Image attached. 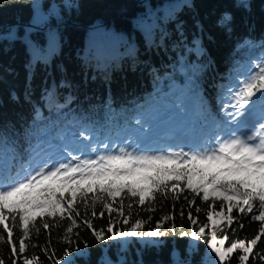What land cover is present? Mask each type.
Segmentation results:
<instances>
[{"label": "trees", "instance_id": "1", "mask_svg": "<svg viewBox=\"0 0 264 264\" xmlns=\"http://www.w3.org/2000/svg\"><path fill=\"white\" fill-rule=\"evenodd\" d=\"M226 15L231 19L221 23ZM262 62L264 0H0V182L14 183L31 154L49 146L121 141L167 118L184 117L205 131L207 123H214L218 130L229 89ZM259 96L250 105L264 118ZM191 101L196 102L194 110L187 106ZM84 129L90 140L80 136ZM154 195L146 206L125 198L123 209L118 197L111 213L96 203L95 217L91 199L87 211L77 202L75 225L67 217H44L46 230L38 217L39 233L30 226L28 237H23L19 220L13 226L9 217L5 223L13 237L9 243L0 226V264H23L24 259L32 264H242V250L218 262L205 240L191 232L209 224L206 211L223 212L235 219L231 228L217 232V242L227 235L223 248L236 240L249 246L260 227L251 214L238 209L229 213L220 201L212 205L199 197L189 205L188 190L174 193L169 188L166 195ZM109 215L112 232L128 231L140 219L145 223L138 232L157 229L160 222L166 236L158 243L139 235L98 240L91 229L112 236ZM164 216L169 219L162 220ZM69 226L71 243L65 240ZM204 235L210 239L208 227ZM21 238L23 254L18 251ZM11 244L16 245L15 255ZM66 249L68 257L63 256ZM252 249L243 264H264V236Z\"/></svg>", "mask_w": 264, "mask_h": 264}, {"label": "snow or ice", "instance_id": "2", "mask_svg": "<svg viewBox=\"0 0 264 264\" xmlns=\"http://www.w3.org/2000/svg\"><path fill=\"white\" fill-rule=\"evenodd\" d=\"M230 19L231 17L226 15L221 23H227ZM254 68L256 71L250 73L246 80L238 81L234 92L229 89L232 92V102L226 105L223 111L226 123L230 122V135L225 139L217 138L213 148L203 151H185L184 148L178 151H137L133 148L129 151L127 148H120L90 158L72 155L66 146L63 149L65 162L45 161L38 169L26 171L15 183L0 182V226L6 230L9 243L13 237L12 228L5 223L9 217L13 226H16V221L19 220L23 237H28L30 226L39 233V228H36L38 217L43 221L42 226L46 230L49 229V224L43 220L44 217H67L71 225H75L76 218L80 216L77 202H82L87 211L91 199L92 215L95 217L96 203H100L109 213L112 210L111 203H116L118 197L119 209L124 208L125 198H137L140 206H146V201L155 200L154 193L161 192L166 195L170 188L174 193L177 189L180 193L190 191L192 199L185 197L189 205H192L197 197L201 202L211 201L212 205L220 201L221 208L226 206L229 213L238 209L240 213L251 214L253 221L260 222L258 234L247 242L249 246H246L244 240H236L230 247L223 248L227 235L217 242V230L223 229L220 222L213 220L211 210L205 212L206 220L214 229L210 233V239L204 235L208 224L200 226L198 233L191 232L193 238L205 240L218 262L226 261L229 254L240 249L244 254L239 256V260L243 264L249 259L248 254L252 252V246L257 245L261 236H264V118L248 133L237 134L231 131V127H239L242 123L240 118L245 117L246 113L251 114L248 106L253 103V97H256L257 93H260L258 99L264 101V62L254 65ZM229 108L232 111H228ZM87 132L88 130L84 129L80 133L84 140L91 139ZM104 147L107 148V145ZM91 151L96 153L97 149L92 147ZM48 181L51 183H46ZM68 182H71L73 187L69 188ZM181 182L185 184V188H179ZM65 192L69 195L65 196ZM121 193L124 195L121 196ZM89 194H92L91 197ZM128 207L131 208V204ZM196 211L199 213L200 208L197 207ZM180 214L183 216V209ZM99 215L103 216L104 213ZM118 215L123 218V211H118ZM128 215L130 216L131 212ZM188 216L190 222L195 225L197 221L192 218L191 210ZM167 219L169 217H162V220ZM222 219L227 222L225 226L231 228L235 218L228 215ZM109 220L107 231L112 232L111 215ZM122 222L127 224L128 220L122 219ZM144 223L145 221L137 219L128 231L112 232V236L107 237L104 230L91 229V222L83 221L84 226L90 228L98 240L137 235L156 237L164 234L158 230L138 232ZM160 227L161 223L158 222L157 229ZM239 227L242 229L244 225L241 223ZM172 230L175 231L174 224ZM72 231L71 226L66 229L65 240L68 243L71 241L68 240L67 233ZM232 231L235 232V228ZM25 248V240L21 238L19 253L23 254ZM11 251L13 255L16 254L15 244H11ZM63 256H69V249L65 250ZM33 260L37 258L33 257ZM23 264H32V261L24 259ZM56 264L60 262L56 261Z\"/></svg>", "mask_w": 264, "mask_h": 264}, {"label": "rangeland", "instance_id": "3", "mask_svg": "<svg viewBox=\"0 0 264 264\" xmlns=\"http://www.w3.org/2000/svg\"><path fill=\"white\" fill-rule=\"evenodd\" d=\"M250 73L254 72L246 71V73L241 77L240 81L246 80L249 77ZM237 86L238 84H235L231 90L234 92ZM231 97L232 92H229L224 101L223 108L232 102ZM187 106L191 110L197 108L195 101L187 103ZM248 107L251 110V114L246 113L245 117H241V125L239 127L232 126V132H236L237 134L248 133L250 131H253L254 126L261 121V119L256 116L255 109H252V105H249ZM228 111H232V109L229 108ZM229 123L221 126L218 130V133L213 131L211 125H207L209 131L205 133L204 130L199 129V126H197L196 124H190L184 117L167 118L161 120L151 130H137L128 133V135H126L121 141L122 144H120V142H108L104 144L107 145V148H105L104 145L95 147L97 149L96 153H93L91 151V148L85 149L81 148V146L74 145L70 148L69 152H71L72 155H84L85 157L95 158L96 154L117 151L120 148H127L129 151H131L133 148H136L137 151H178L180 148H184L185 151H203L215 147L217 138L225 139L228 135H230ZM48 149L50 148L43 149L42 151L44 152ZM77 149H79V151ZM47 152L45 153L46 155H48L50 152L55 153L53 162H65V153L63 152V150L51 149ZM47 162H50V160L48 159ZM38 164L39 163L34 164L33 168L32 165L31 167H28L29 169L27 170V172H31L32 170L37 169V167L35 166H37ZM24 174L26 173H23L22 175ZM226 216L227 214L223 212L213 213V220L220 222V227H222L223 230L227 228L225 226L227 223L226 220L222 219ZM208 225V230L211 233V231L214 229L212 228L210 222ZM154 230H158L159 232L164 233L163 235L150 237L153 241L158 243L166 236V233L162 231V229ZM217 232L221 231L217 230Z\"/></svg>", "mask_w": 264, "mask_h": 264}]
</instances>
